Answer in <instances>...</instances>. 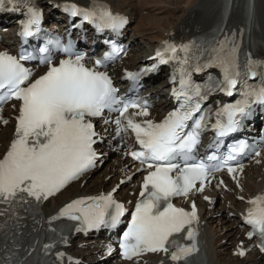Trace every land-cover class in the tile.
Here are the masks:
<instances>
[{
  "label": "snow or ice",
  "instance_id": "snow-or-ice-1",
  "mask_svg": "<svg viewBox=\"0 0 264 264\" xmlns=\"http://www.w3.org/2000/svg\"><path fill=\"white\" fill-rule=\"evenodd\" d=\"M18 2L0 0V10L6 4L15 8ZM26 9V19L20 22L19 32L23 40L37 37L41 32L42 11L30 0ZM64 10L70 17H80L82 22L95 25L97 31H118L126 23L125 18L101 4L91 7L65 4ZM190 47V44L176 45L166 41L154 59L158 64L180 61L187 65ZM238 47L235 34L231 37L226 35L222 40L214 37L213 55L209 61L201 64L197 59L192 68L198 73L203 68L219 67L223 73L222 80L210 78L206 84H198L192 80V72L182 67L179 87L172 90L177 107L159 122L148 118L146 101L141 103L119 97L109 74L100 70L122 51L115 44L109 52L95 59L91 67L85 63L84 54L74 51L71 39L67 43L58 38L48 39L35 52L22 50L19 55L0 52V105L11 100L18 102L14 139L0 158V205L5 206L0 210V216L7 217L0 223V230L6 229L9 221H20L21 210L25 213L34 211L42 201L95 166L97 152L94 145L100 136L93 119L102 117L107 110L117 112L118 116L114 121L105 119V124L114 123L117 135L131 132L139 145L138 150L125 152V155L145 166L139 171L147 172L143 176L140 198L119 241L121 257L132 260L145 252H163L170 255L172 264H191L190 258L199 251L197 233L192 227L198 220L196 205L193 203L191 211H186L176 207L172 198L187 197L192 191L203 192L215 172L227 169L229 174H233L237 171L230 161L249 148L247 141L229 145L228 151L219 156L212 152L196 160L194 152L202 133L209 129L215 133L210 147L218 151L224 138L239 129L241 119L249 115L252 105H264L262 82L259 86L245 83L240 91L241 99L219 106L214 113L211 108L203 107L204 101L213 92L231 96L237 88L240 82ZM52 48L63 52L66 58L54 62ZM180 53L185 54L182 61ZM32 60L47 66L38 78H33V70L25 66L26 61ZM157 66L136 73L126 72V76L136 82L142 74L155 71ZM261 66L264 62L249 57L246 67L254 78L257 72L253 69ZM171 82L174 85L177 83L175 73ZM130 109L135 111L130 112ZM213 115L215 122L209 125ZM137 117L144 119L137 120ZM0 121L8 123L2 116ZM178 158L183 166L174 162ZM219 183L223 184V181ZM248 203L251 207L245 223L252 228L248 237L251 239L258 234L262 241L261 251H264V195H258ZM112 209L114 211H110ZM125 212V206L115 201L111 192L73 200L48 220V230L56 234L57 239L50 237L52 242L43 244V250L47 255L56 243L68 242L63 228L58 231L51 227L54 221L64 218L75 222L67 227L81 232L101 225L115 227ZM181 239L186 242H179ZM112 251L109 246L108 254ZM238 254L243 256L245 253L241 250ZM55 255L61 262L65 256L63 252H56ZM69 264H79V261L73 262L69 257Z\"/></svg>",
  "mask_w": 264,
  "mask_h": 264
},
{
  "label": "bare ground",
  "instance_id": "bare-ground-1",
  "mask_svg": "<svg viewBox=\"0 0 264 264\" xmlns=\"http://www.w3.org/2000/svg\"><path fill=\"white\" fill-rule=\"evenodd\" d=\"M161 1L167 3L166 0H114V7L117 10H125L134 20L135 37L139 36L138 47L141 42L146 50L154 47L161 39L175 33L180 27L185 25L189 14L194 13L195 17L189 22L190 26L204 27L211 30L213 22L208 20L210 14L216 15L220 9L222 0H178L175 2V8H164ZM256 11L253 16V30L255 33H261L264 36V0H255ZM159 5V8L157 7ZM151 14V15H147ZM164 14L163 17H157ZM155 18V19H154ZM137 19V20H136ZM152 19V21H151ZM136 20V22H135ZM151 21V22H147ZM137 41V39H136ZM133 57L141 53V49L132 51ZM133 61L130 58L125 63ZM136 64V62H134ZM13 105V104H11ZM11 105L3 109L5 120L8 121L7 126L3 129L0 126V157L9 148L14 130L12 117L15 111L11 109ZM11 122V123H10ZM9 124L11 125L9 127ZM116 165H107L108 169L104 174L95 179H86L85 184L81 182L72 185L66 191L61 193L56 199H52L44 206V213L48 216L53 214L57 208L66 202L78 196H95L110 193L114 184L129 173L124 171L126 161H121L119 157H113ZM124 172V174H123ZM111 176L109 179L107 176ZM241 190L234 187L233 194H228L221 198V195L212 194L209 201L199 200V225L203 239V247L209 257L210 264H264V257L258 258L254 254H248L244 259L235 258L232 255L233 249L236 250L240 240V232L234 223L230 222V217L235 210L243 205V202L250 199L256 194H264V160L260 165H252L247 168L241 177ZM132 190V185L125 190L121 187L118 192L119 196ZM243 197V199H241ZM222 199L224 202L222 203ZM83 261L92 264L88 259H95V256H88L86 253L78 255ZM162 263L166 262V257L158 258ZM151 259V260H158ZM97 263V262H96ZM94 263V264H96ZM103 264V263H100Z\"/></svg>",
  "mask_w": 264,
  "mask_h": 264
},
{
  "label": "rangeland",
  "instance_id": "rangeland-1",
  "mask_svg": "<svg viewBox=\"0 0 264 264\" xmlns=\"http://www.w3.org/2000/svg\"><path fill=\"white\" fill-rule=\"evenodd\" d=\"M167 1V3H165L164 1H161V3L163 4V6H164V8H166V9H173V8H175V2L176 1H178V0H166ZM158 8H159V5L157 6ZM148 15H151V14H148V12H147V15H146V17L148 16ZM164 16V14H162V15H159V16H157V17H163ZM155 19V18H154ZM137 20V19H136ZM136 20H135V22H136ZM151 21H152V19H151ZM151 21H147V22H151ZM139 44V43H138ZM141 47H138V49H141V51L143 50V48H145L146 49V47H144L143 46V44H142V42H141ZM106 169H107V164H105L102 168H101V170L99 171V172H97L94 176H92V178L91 179H95V178H97V177H99V176H102L103 174H104V172L106 171ZM96 180V179H95Z\"/></svg>",
  "mask_w": 264,
  "mask_h": 264
}]
</instances>
